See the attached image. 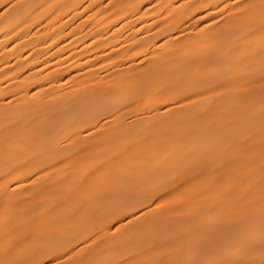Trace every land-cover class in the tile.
Instances as JSON below:
<instances>
[{
    "label": "snow or ice",
    "instance_id": "1",
    "mask_svg": "<svg viewBox=\"0 0 264 264\" xmlns=\"http://www.w3.org/2000/svg\"><path fill=\"white\" fill-rule=\"evenodd\" d=\"M33 7L0 0V20L18 36L21 24L30 26ZM182 7L216 9L223 24L209 37L215 51L153 97L165 105L164 114L142 121L140 132L131 121L127 128L109 126L114 159L98 162L99 175L86 189L92 201H108L104 216L84 228L95 215L90 209L62 211L55 205L17 219L6 205L0 264H264V0ZM233 28L259 33V45L240 55L228 44ZM45 124L34 121V133ZM106 125V119L97 120L96 136L89 133V139L103 138ZM68 143L75 145L73 136ZM257 176L258 198L245 187ZM214 189L211 203H195ZM234 190L241 194L232 199ZM163 213L192 222H174Z\"/></svg>",
    "mask_w": 264,
    "mask_h": 264
},
{
    "label": "bare ground",
    "instance_id": "2",
    "mask_svg": "<svg viewBox=\"0 0 264 264\" xmlns=\"http://www.w3.org/2000/svg\"><path fill=\"white\" fill-rule=\"evenodd\" d=\"M21 2L34 6L28 9L30 26L21 24L17 36L0 20V241L6 205L17 219L55 205L62 211L90 209L95 215L84 228L97 223L108 201H92L86 189L99 175L98 162L114 159L109 126L127 128L131 121L140 132L146 127L142 121L163 115L165 105H156L153 97L163 94L178 73L196 71L202 57L215 51L209 37L216 24H223L215 8L182 7L218 0ZM260 39L259 33L248 36L233 28L228 44L243 56ZM167 107L175 112L174 105ZM38 119L46 120L40 134L33 131ZM105 119V136L89 139V133L96 136L92 126ZM69 136L75 145L68 143ZM247 185L248 193L258 198V176ZM215 194L214 189L195 203H211ZM240 194L234 190L228 195L235 199ZM163 215L178 223L192 222Z\"/></svg>",
    "mask_w": 264,
    "mask_h": 264
}]
</instances>
